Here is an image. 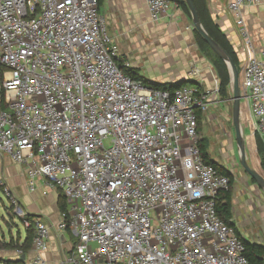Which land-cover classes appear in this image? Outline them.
<instances>
[{
	"label": "built area",
	"instance_id": "built-area-1",
	"mask_svg": "<svg viewBox=\"0 0 264 264\" xmlns=\"http://www.w3.org/2000/svg\"><path fill=\"white\" fill-rule=\"evenodd\" d=\"M144 1L154 22L177 8ZM260 1L228 9L242 39V99L264 139V60L242 16ZM118 57L98 0H0V156L27 167L30 191L42 178L68 204L55 227L33 220L27 264H46L52 229L75 238L61 264H249L244 239L216 210L229 178L197 146L196 111L219 99L218 79L211 89H154Z\"/></svg>",
	"mask_w": 264,
	"mask_h": 264
},
{
	"label": "crops",
	"instance_id": "crops-1",
	"mask_svg": "<svg viewBox=\"0 0 264 264\" xmlns=\"http://www.w3.org/2000/svg\"><path fill=\"white\" fill-rule=\"evenodd\" d=\"M205 2L214 24L226 36L239 58L242 39L235 18L228 9V0ZM100 14L105 20L107 33L118 47V55L124 56V62L137 70L143 79L173 87L191 83L203 89H211L218 79L212 64L198 51L190 33L191 23L179 8L170 9L154 22L144 0H104ZM242 16L254 56L264 60V0L244 6ZM180 29L185 31L179 34ZM239 84L241 88L240 61ZM210 103L216 106L219 99ZM240 116L243 130L247 129L250 135L257 121L245 99L241 100ZM231 177L234 229L245 241L264 247V193L246 173H235ZM0 178L25 213L53 227L61 221L62 214L58 209L60 192L47 186L42 178L34 179V190L30 191L25 165L0 156ZM74 242L70 231L57 233L52 229L47 250L42 254L46 264H61L63 258L72 252ZM34 255L32 247L24 255L25 261L28 262Z\"/></svg>",
	"mask_w": 264,
	"mask_h": 264
},
{
	"label": "trees",
	"instance_id": "trees-1",
	"mask_svg": "<svg viewBox=\"0 0 264 264\" xmlns=\"http://www.w3.org/2000/svg\"><path fill=\"white\" fill-rule=\"evenodd\" d=\"M173 2L177 8L181 10V12L187 17L189 21H191L189 10L183 0H170ZM195 10L198 14L200 23L205 30V32L226 52L229 58L232 60L237 70L239 71V60L238 57L227 40L226 36L219 30L216 24H214L211 19L207 5L205 0H191ZM104 4V0H98V10L102 8ZM193 36L198 51L205 57L211 61V64L215 70L219 81V98L223 101H226L230 98V76L229 71L226 64L210 49L207 43L203 40V38L199 35V33L193 29ZM124 60L122 58H117V65L119 69L123 70V72L129 75L132 79L140 81L142 84L147 85L154 89H162V90H173V86H169L167 84H157L151 83L138 75L137 70L130 67H123ZM179 84H177L175 88H178ZM197 112V146L201 153V156L205 163H209L213 165L219 173L225 175L229 178V189L225 192H222L218 195L216 199V210L218 216L229 226L234 228V224L232 222V177L223 168L219 167L209 156L207 152V143L204 138H198V128L199 123L202 118V113L200 111ZM246 140V149L247 154L251 160L250 166L264 179V139L260 136L257 131H253ZM252 183L255 184V181L251 179ZM59 191V190H58ZM58 199V209L61 214H65L67 212V201L65 196L61 191ZM35 216H31L30 214L25 213L24 220L30 222V227L25 229V239L19 247L21 253L23 255H27L28 252L32 248V241L34 237V228H33V220ZM23 221V219L21 220ZM245 245V256L248 260L249 264H264V247L256 244H251L245 240H243ZM0 264H27L26 261H22L20 259H5L1 260Z\"/></svg>",
	"mask_w": 264,
	"mask_h": 264
},
{
	"label": "rangeland",
	"instance_id": "rangeland-1",
	"mask_svg": "<svg viewBox=\"0 0 264 264\" xmlns=\"http://www.w3.org/2000/svg\"><path fill=\"white\" fill-rule=\"evenodd\" d=\"M183 29H180L178 33L184 32L185 30ZM191 30L192 32L190 33L193 36V26ZM119 58H122L124 61L126 59L124 56H119ZM206 59L211 63L208 58ZM184 86L188 88L194 87L191 83H186ZM171 89H174V87ZM230 98H232L231 93ZM198 132V138L201 137L206 140L207 152L219 167L226 170L231 176L235 175V173H245L239 164L235 132L232 126V102L230 99L223 101L219 98V103L216 106H211L210 104L208 111L202 115ZM243 134L246 142L249 135L248 130H243ZM104 144L108 147L111 145V141L106 140ZM248 163L251 164L250 158L248 159ZM178 177H182L180 172H178ZM5 188L6 186L0 178V261L19 259L23 254L19 247L16 246L21 245L23 239H25V229L21 221L22 217H20L17 207L11 204ZM23 212L25 211L23 210Z\"/></svg>",
	"mask_w": 264,
	"mask_h": 264
},
{
	"label": "water",
	"instance_id": "water-1",
	"mask_svg": "<svg viewBox=\"0 0 264 264\" xmlns=\"http://www.w3.org/2000/svg\"><path fill=\"white\" fill-rule=\"evenodd\" d=\"M189 10L193 29L196 30L203 40L207 43L210 49L226 64L230 76V90L232 98V126L235 132V141L239 155V164L244 172L255 181L256 186L264 192V179L261 177L248 163V155L246 150L245 136L241 125V89L239 84V71L226 54V52L205 32L203 29L198 14L191 0H183ZM20 260L25 261V256L22 255Z\"/></svg>",
	"mask_w": 264,
	"mask_h": 264
}]
</instances>
